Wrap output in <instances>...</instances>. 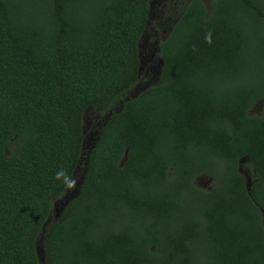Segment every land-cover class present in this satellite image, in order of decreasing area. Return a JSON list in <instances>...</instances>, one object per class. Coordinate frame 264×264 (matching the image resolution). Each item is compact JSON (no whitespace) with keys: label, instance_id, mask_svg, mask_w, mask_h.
Wrapping results in <instances>:
<instances>
[{"label":"trees","instance_id":"obj_1","mask_svg":"<svg viewBox=\"0 0 264 264\" xmlns=\"http://www.w3.org/2000/svg\"><path fill=\"white\" fill-rule=\"evenodd\" d=\"M152 1L0 0V264H264V0H184L135 90Z\"/></svg>","mask_w":264,"mask_h":264},{"label":"rangeland","instance_id":"obj_2","mask_svg":"<svg viewBox=\"0 0 264 264\" xmlns=\"http://www.w3.org/2000/svg\"><path fill=\"white\" fill-rule=\"evenodd\" d=\"M184 0H153L152 1V22L150 23V28L146 35H144L141 44L142 53V80L135 86V90H142L149 86L152 82H156L158 79V71L160 70L159 59L156 56L158 52V44L162 35L164 36L170 30L171 25L179 17L181 9L180 6ZM186 1V0H185ZM257 106L255 111H258ZM257 109V110H256ZM105 118V114L89 110L86 114L85 122V134L86 142L88 147L96 142L97 130L102 121ZM86 145V146H87ZM81 166L77 172L73 185L67 193L60 199L55 200L54 207L51 216L48 220V224L53 223L57 220L64 209V206L69 202V200L74 199L80 192V180L82 181L84 177L85 170ZM241 172L245 176L248 186H251L255 182L256 174L255 171L250 167L249 160L245 159L241 163ZM199 184L203 187L210 188L212 184V179L209 177H200ZM48 224L46 226H48ZM41 255H44L41 247H38ZM43 263H45L44 258H42Z\"/></svg>","mask_w":264,"mask_h":264}]
</instances>
